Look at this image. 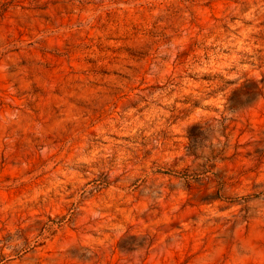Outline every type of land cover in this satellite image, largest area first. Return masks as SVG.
I'll use <instances>...</instances> for the list:
<instances>
[{"label": "rangeland", "instance_id": "374dc122", "mask_svg": "<svg viewBox=\"0 0 264 264\" xmlns=\"http://www.w3.org/2000/svg\"><path fill=\"white\" fill-rule=\"evenodd\" d=\"M0 264H264V0H0Z\"/></svg>", "mask_w": 264, "mask_h": 264}]
</instances>
